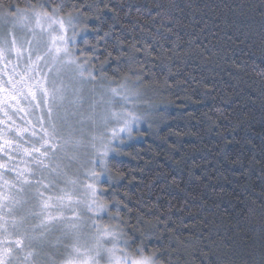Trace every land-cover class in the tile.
Wrapping results in <instances>:
<instances>
[{
    "label": "trees",
    "instance_id": "16d2710c",
    "mask_svg": "<svg viewBox=\"0 0 264 264\" xmlns=\"http://www.w3.org/2000/svg\"><path fill=\"white\" fill-rule=\"evenodd\" d=\"M176 2L179 38L150 54L135 51L152 43L136 25L151 26L148 9L168 0H0V11L63 5L60 15L77 24L73 49L104 66L94 85L124 83L134 97L130 110L147 124L121 135L105 165L86 166L107 169L106 181L93 182L101 202L120 203V217L142 231L170 217L153 251L197 240L219 257L210 264H264V0ZM189 259L202 264L199 254Z\"/></svg>",
    "mask_w": 264,
    "mask_h": 264
},
{
    "label": "snow or ice",
    "instance_id": "6c2138e0",
    "mask_svg": "<svg viewBox=\"0 0 264 264\" xmlns=\"http://www.w3.org/2000/svg\"><path fill=\"white\" fill-rule=\"evenodd\" d=\"M63 7V5L53 6L43 3L37 9L31 4L23 8L12 4L7 11L0 12V61H7L4 65L5 68L12 64L9 57H13L16 61L12 64V75L5 74L6 79L0 77V93H4L3 106L0 107V111L12 107L16 112H24V109L19 107L22 100L30 106L38 107L40 102L36 100L37 93L46 105L49 99L52 101V106L47 107L49 127H43V117L41 116L37 118L41 124L39 134L35 130L31 131V136L37 138L39 147L34 144L24 147L16 141L5 139L4 133H0V152H3L8 161V163L0 162V170L15 172L17 182L29 187L32 182L26 178V175L35 173L27 168L18 170L13 164V156L9 149L14 148L17 153L29 157L41 174L48 173L49 184L42 185V180H37L36 185L52 188L56 186L57 180L65 179L66 172L61 163L45 164V160L59 159L57 156L59 152L64 154L69 162L77 161L76 155L68 156L67 152L69 149L79 148L83 142L71 135L67 140L60 137L57 124L51 119L53 106L64 109L66 114L67 110L71 108L73 109L71 114L77 116L79 109L88 103L90 113L87 117L88 122L103 129L98 135H93L90 141L96 154L95 164L97 165L106 164L105 158L109 151H112L110 146L120 140L121 133L130 135L133 126L141 119L130 110L129 106L132 105L134 97L128 94L124 83L118 84L116 87H112L111 84L101 86L99 99L92 98L95 89L89 86L97 83V78L101 76L104 66L100 70H95L91 61L98 59L97 57L89 56L83 50L75 52L72 50L77 43L78 35L75 18L69 15L66 22L60 15ZM173 10H180L176 0H168L167 4L157 3L153 8L148 9L149 13H154L150 17L151 26L137 23L136 27L145 31L151 37L152 43L135 49L136 52L150 54L157 47L163 49V45L159 43L160 40H168L173 36L179 38L175 29L180 25V20L175 16ZM136 11L139 12L140 8H137ZM183 26L187 27V25ZM69 29L72 30L71 35H69ZM17 30L21 35H17ZM37 30L41 37L46 35L47 39L37 38ZM26 32L31 33L32 39L25 38L24 33ZM105 35H110V33H105ZM81 41L86 43L83 37H81ZM117 50L123 51L120 48ZM91 51L95 52V49H91ZM167 51L171 53V48ZM165 55L166 53L161 51V56ZM21 59L26 60V63L23 66V71L17 72L16 69L20 67ZM114 62L118 63L119 61ZM108 66L110 67L111 64ZM132 75L136 76L137 74L133 72ZM144 79L145 77L137 76V84H142ZM46 85H50V87ZM117 102H119V107L115 106ZM97 108H102V110L98 113ZM216 111L223 114L221 109H216ZM4 115L7 119L0 120V124L5 125L4 132L14 133L19 140L25 132L29 131L14 126L15 122L8 116L7 111H4ZM85 175L88 181H100L101 179L106 181L107 169L105 167L103 171L97 172L93 167L85 170ZM189 175L194 174L189 173ZM195 178L201 179V177ZM66 183L71 185L73 191L82 189L81 197L74 198L70 193H65L64 196L56 198V206L60 209L66 208L72 213L71 217L53 216L47 211L53 207L49 203L52 197L45 198L44 193L40 192L38 188L35 193L40 198L43 212L47 213L42 223H62L65 237L73 241L71 248L75 258L67 259L64 264H101L102 261L104 264H181V257H183V264H192L189 257L197 254L201 256L202 264H210V261L219 260L215 253L205 254L197 240H174L171 242V251L168 249L153 251L150 245L153 242L160 243L161 241V237L156 236L155 232L161 227L169 228L170 217H165L157 225L142 231L120 217L118 211L121 207L120 203L109 205L101 202L98 195L99 189L95 183L86 182L79 185V188L76 179L69 178ZM171 183L179 186L175 177H172ZM3 200H8L9 203H18V201L11 200L10 197L0 195V207L3 206ZM110 207L117 209L115 215L109 211ZM124 207L127 208L126 205ZM11 212L12 209L9 207V216H11ZM105 216L117 223L100 224L99 221ZM141 223L143 221H137V224ZM22 226L23 218L11 217L8 219L0 214V232L6 233L9 227L14 231H19ZM23 235L26 236L27 233H23ZM31 239L33 238L30 237L29 240ZM4 244L13 245L16 251L22 252L25 247L24 240L22 238L0 240V264H11L13 260H18L19 257L14 255V248L4 247ZM189 245L193 246L191 250ZM37 255L39 254L33 248L25 253L23 259L26 264H41L35 259ZM173 256L176 258L173 259Z\"/></svg>",
    "mask_w": 264,
    "mask_h": 264
},
{
    "label": "rangeland",
    "instance_id": "374dc122",
    "mask_svg": "<svg viewBox=\"0 0 264 264\" xmlns=\"http://www.w3.org/2000/svg\"><path fill=\"white\" fill-rule=\"evenodd\" d=\"M66 20L67 18L65 21ZM75 25L77 26L76 22ZM17 35H21L18 30ZM24 35L26 39H32L31 33L26 32ZM37 38L47 39V36L44 35L41 37L39 30H37ZM72 50L74 52L76 51L75 49ZM8 59L12 61V64L16 63L13 57H9ZM5 63H7V61H0V77H3L4 79H6L5 74L12 75V64H9L8 67L5 68ZM19 63L20 67H18L16 71L22 72L26 60L21 59ZM46 86L50 87V85ZM89 87L95 89V93L93 94L92 98L94 100L99 99L101 87L95 85H90ZM3 96L4 93H0V107L3 106ZM36 100L40 102L38 107L30 106L23 100L20 101L19 107L23 108L24 112H16V110L12 107H8L3 111H0V120L7 119V117L4 115V111H7L8 116H10L12 121L15 122L14 126H18L20 129L29 130L23 134L21 139L17 140L14 133L4 132L5 125L0 124V133H4L5 139L16 141L17 143L22 144L24 147H29L33 144L36 147L40 146L37 138L31 136V131L35 130L39 134L41 124L38 122L37 118L41 116L43 117V127H49L47 107L52 106V101L49 99L46 105L39 93H37ZM115 106L118 107L117 105ZM101 110L102 108L96 109L98 113ZM72 111L73 109L69 108L66 114L64 109L53 106V113L51 117L52 121L57 124L60 137H62L64 140H67L71 135L72 137L81 139L83 141L79 148L75 150L69 149L67 152L68 156L73 154L76 155L77 161L69 162L64 154L59 152L57 153L59 159L53 161L48 160V164L61 163V166L66 172V177L64 180H57L56 186L52 188H46L42 186L49 184L50 177L48 173L45 172L41 174L37 171V169L34 170V168H32L33 163L31 162L30 158L24 156L22 153H17L14 148L9 149V152L13 156V164L15 167L18 170H24L26 168L31 169V171L35 173L26 175V178L32 182L31 187L22 183H18L15 172L0 170V195L10 197L13 201H18V203H9L8 200H3V206L0 207V214H3L8 219H11V217H15L17 219L23 218V226L19 229V231H14L11 227H9L6 233L0 232V240H14L17 238H22L24 240L25 247L24 251L22 252L16 251L13 245H3L4 247H13L14 255L19 257L18 260H13L11 264H26L23 257L26 252L31 251L33 248L39 254L35 257V259L40 261L41 264H64V261L67 259L75 258V254L72 252L71 248L73 241L70 238L65 237L62 223H42L47 213L43 212L40 204V198L35 194L38 188L40 192L44 193L45 198L52 197V200L49 201V203L53 205V207L49 208L47 211L53 216L57 217H71L72 215V213L66 208L60 209L56 206L57 197L64 196L65 193H70L74 198L82 196V189L73 191L71 185L66 183V180L69 178L76 179L78 181V188L79 185L88 182L87 176L85 175V170L92 167L86 166L92 163L93 165L95 164V159L93 157V154L95 153L90 145L91 137L93 135H98L101 131H103V129L99 128L98 126H93L88 122L87 117L90 115L88 111V103H85L83 107L79 109V115L73 116L71 114ZM81 121L83 122L81 123ZM146 124L147 123L144 119H140L133 126V128H142V126ZM121 135H126V133H121L120 136ZM110 147L112 149V146ZM0 162L8 163L7 157L4 156L3 152H0ZM37 180H42V185H36L35 182ZM6 181L8 183H5ZM98 195H100V192ZM9 207L12 209L11 216H9L8 213ZM104 221L106 220L104 219ZM99 223L102 225H107L106 222L102 223V221H99ZM23 233H27V235L25 236ZM30 237L33 239L29 240ZM101 264H104V262L102 261Z\"/></svg>",
    "mask_w": 264,
    "mask_h": 264
}]
</instances>
